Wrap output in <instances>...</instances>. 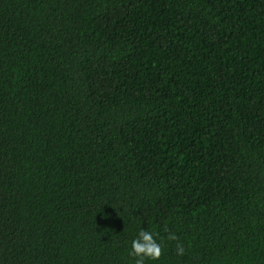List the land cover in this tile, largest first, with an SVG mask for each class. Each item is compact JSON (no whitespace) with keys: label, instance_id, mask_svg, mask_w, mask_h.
Returning a JSON list of instances; mask_svg holds the SVG:
<instances>
[{"label":"trees","instance_id":"obj_1","mask_svg":"<svg viewBox=\"0 0 264 264\" xmlns=\"http://www.w3.org/2000/svg\"><path fill=\"white\" fill-rule=\"evenodd\" d=\"M141 228L144 264H264V0H0V264Z\"/></svg>","mask_w":264,"mask_h":264},{"label":"clouds","instance_id":"obj_2","mask_svg":"<svg viewBox=\"0 0 264 264\" xmlns=\"http://www.w3.org/2000/svg\"><path fill=\"white\" fill-rule=\"evenodd\" d=\"M169 239H174V235L169 234ZM184 249L181 246L176 248V254L183 255ZM129 255L135 257V264H144L145 259L157 260L161 256V243L150 231L140 229L135 238L132 239Z\"/></svg>","mask_w":264,"mask_h":264}]
</instances>
